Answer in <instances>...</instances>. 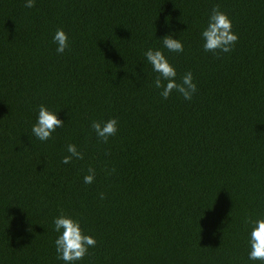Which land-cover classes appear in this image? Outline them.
Returning <instances> with one entry per match:
<instances>
[{
	"label": "trees",
	"instance_id": "16d2710c",
	"mask_svg": "<svg viewBox=\"0 0 264 264\" xmlns=\"http://www.w3.org/2000/svg\"><path fill=\"white\" fill-rule=\"evenodd\" d=\"M214 7L238 35L229 53L201 46ZM168 32L190 101L162 99L144 60ZM41 104L65 122L43 143ZM109 118L105 143L90 124ZM68 144L83 158L62 164ZM61 213L96 240L76 264H260L246 220L264 216V0H0V264H64Z\"/></svg>",
	"mask_w": 264,
	"mask_h": 264
},
{
	"label": "clouds",
	"instance_id": "9594fccd",
	"mask_svg": "<svg viewBox=\"0 0 264 264\" xmlns=\"http://www.w3.org/2000/svg\"><path fill=\"white\" fill-rule=\"evenodd\" d=\"M35 0H24V7L31 9ZM165 27H169L168 20H165ZM160 41V47H148L144 52V60L155 73L152 85L159 90L162 99L169 98L173 92L180 94L185 100H191L197 91V85L193 80V74L189 71L177 79V69L168 58L167 53H181L184 51V43L174 38V33L168 32ZM202 49L204 52H211L213 55L229 53L233 50L238 35L232 30V20L227 13L213 8L208 14L205 26L200 32ZM52 42L56 45L57 54H64L70 48L68 34L59 28L52 36ZM64 121L59 118V112L41 104L37 107L34 123L31 125V134L39 142H47L53 138V133L62 128ZM90 128L96 137L107 143L109 137L114 136L118 131L116 118L107 120H93ZM65 155L61 159L62 164H69L73 159L83 158L82 152L77 150L74 144H68ZM95 178V170L91 167L88 174L83 177V183L91 184ZM101 198L103 196L101 195ZM250 231L248 232V260L259 261L264 264V216H257L246 220ZM52 230L57 234L54 240L56 258L64 264H76L88 252L90 247L96 244L95 237L86 234L81 226L79 218L61 213L53 218ZM215 235V233L213 234Z\"/></svg>",
	"mask_w": 264,
	"mask_h": 264
}]
</instances>
